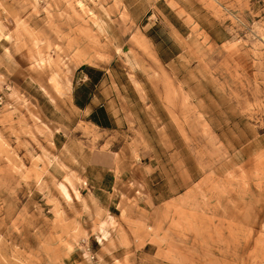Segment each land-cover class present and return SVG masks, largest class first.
<instances>
[{"label":"rangeland","instance_id":"1","mask_svg":"<svg viewBox=\"0 0 264 264\" xmlns=\"http://www.w3.org/2000/svg\"><path fill=\"white\" fill-rule=\"evenodd\" d=\"M0 264H264V0H0Z\"/></svg>","mask_w":264,"mask_h":264},{"label":"crops","instance_id":"2","mask_svg":"<svg viewBox=\"0 0 264 264\" xmlns=\"http://www.w3.org/2000/svg\"><path fill=\"white\" fill-rule=\"evenodd\" d=\"M84 76H86V78L85 79H89V84H90V86H92V88H95V89H97L98 88V86L101 84V80H95V79H93L90 75H86V74H84ZM96 96L94 95L92 98H95ZM87 102H88V100H87ZM92 102V101H91ZM90 106V104H86L85 103V105H84V108L86 109V108H88Z\"/></svg>","mask_w":264,"mask_h":264},{"label":"built area","instance_id":"3","mask_svg":"<svg viewBox=\"0 0 264 264\" xmlns=\"http://www.w3.org/2000/svg\"><path fill=\"white\" fill-rule=\"evenodd\" d=\"M93 259H94V257H93Z\"/></svg>","mask_w":264,"mask_h":264}]
</instances>
